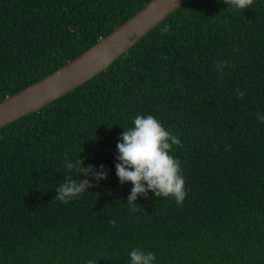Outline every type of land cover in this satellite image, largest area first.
Instances as JSON below:
<instances>
[{"label": "trees", "instance_id": "obj_1", "mask_svg": "<svg viewBox=\"0 0 264 264\" xmlns=\"http://www.w3.org/2000/svg\"><path fill=\"white\" fill-rule=\"evenodd\" d=\"M149 0H0V101L78 56ZM169 26L168 32L161 30ZM227 62L223 72L216 62ZM245 92L238 98L237 90ZM264 0H187L89 81L0 128V264H264ZM136 114L181 140L186 198L127 197L116 145ZM230 145V149L226 147ZM68 159L107 178L69 203ZM72 174L75 176L76 170ZM113 221L115 222L113 224Z\"/></svg>", "mask_w": 264, "mask_h": 264}, {"label": "clouds", "instance_id": "obj_2", "mask_svg": "<svg viewBox=\"0 0 264 264\" xmlns=\"http://www.w3.org/2000/svg\"><path fill=\"white\" fill-rule=\"evenodd\" d=\"M229 10H245L252 6L254 0H223ZM162 32H168L165 26ZM227 62L217 61L221 73ZM238 98L243 99L245 92L237 90ZM257 119L264 122V115L257 112ZM183 147L179 137L165 129L162 122L151 114H136L132 118V126L124 128L116 145L118 163L115 165L116 176L121 184L130 182L133 187L127 197V204L131 211H136L135 201L138 196H147L151 191L155 197H171L178 206H182L185 198V178L182 175L180 161L170 153L173 146ZM230 149V145L226 150ZM64 167L68 170L63 183L55 187V200L69 203L88 189L94 187L89 179H79L83 174L91 177L97 183L107 178V171L103 165L97 171L93 165L83 166L79 158L73 162L65 153ZM76 170V175L72 174ZM115 222L113 221V224ZM129 264H154L155 255L151 251L134 248L129 252ZM86 264H97L95 259H88Z\"/></svg>", "mask_w": 264, "mask_h": 264}, {"label": "water", "instance_id": "obj_3", "mask_svg": "<svg viewBox=\"0 0 264 264\" xmlns=\"http://www.w3.org/2000/svg\"><path fill=\"white\" fill-rule=\"evenodd\" d=\"M187 0H149L78 56L0 101V128L89 81Z\"/></svg>", "mask_w": 264, "mask_h": 264}]
</instances>
